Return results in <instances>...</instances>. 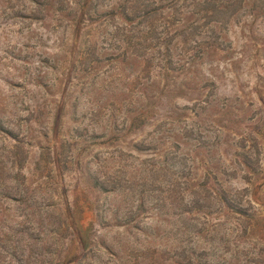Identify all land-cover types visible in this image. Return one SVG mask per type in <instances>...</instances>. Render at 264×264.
Here are the masks:
<instances>
[{
  "label": "rangeland",
  "instance_id": "374dc122",
  "mask_svg": "<svg viewBox=\"0 0 264 264\" xmlns=\"http://www.w3.org/2000/svg\"><path fill=\"white\" fill-rule=\"evenodd\" d=\"M0 122V264H264V0H0Z\"/></svg>",
  "mask_w": 264,
  "mask_h": 264
},
{
  "label": "trees",
  "instance_id": "16d2710c",
  "mask_svg": "<svg viewBox=\"0 0 264 264\" xmlns=\"http://www.w3.org/2000/svg\"><path fill=\"white\" fill-rule=\"evenodd\" d=\"M134 10L139 11V14H141V15L137 16L136 18L134 17V18L130 19L126 16L125 10H123L121 12V14L124 16V19L127 22H131L135 19H137L138 21L143 20L144 22L151 21L153 19V16H155L156 12L158 11V9L156 7H154L152 1L148 2V6L144 3V1H142L141 3H138V5H136L132 8V11H134ZM204 11L205 10H202L201 12H204ZM149 28L150 27L147 28V32H149L148 31ZM150 49H151L150 46L143 47V50H145L143 54L147 53L148 50H150ZM0 135L2 136V138H5L6 140L8 139V140L12 141L13 143H17V136L14 135L11 130L2 126L1 122H0ZM10 149L12 151L14 149L20 150L19 147H16L14 145L12 147H10ZM51 156H52L51 164L55 169H57L59 164H60L59 154L57 152V149L54 148L52 150ZM239 160H240L239 164H241L250 174H255L254 166H256V164H257L256 160H251L250 156L247 154L239 155ZM44 170H46L45 167H44ZM47 173H49V171H47ZM14 178H16V180H13V181L17 182V175H14ZM21 179H22V177H21ZM11 180H10V182L12 183ZM108 184H110V186H109L111 188L110 190H108L106 185L103 184L102 182H99L98 180L93 181V187L98 189L103 194L112 192L114 190V189H112V188H114V185H112V183H108ZM205 185H206V183L196 184L194 188L200 187L203 191H205L206 190ZM208 194H209V196H211V198L214 201L217 202L219 207L226 208L228 213L233 214V215H237V216H239V215L243 216L244 211H241V206L238 205L236 202H234V200H233L234 198H232L227 192H225L221 185L214 183V188L211 189L210 191H208ZM0 195L4 200L16 201V202L21 201V199H20L21 197H19L20 195L16 197L14 195L13 190H11V188H6V190H0ZM193 210L200 211L201 209L196 208ZM66 217H67V215H66ZM56 228L58 230L60 228L61 229L60 231L61 232L63 231L65 233L66 230L68 229V226L60 227V225H58ZM57 229H55L53 231L55 232V231H57ZM54 232H48V238H50V240L52 242L57 241V243H58V239H56L57 236L54 234ZM39 234H40L39 232H37V231L35 232V230L34 231L32 230V232L29 233L27 236V241L28 242H36V240H38ZM52 246H54V245H52ZM19 248L20 249L18 251H11V253H10V259L14 261V264H33V262H36V260L32 259L33 257L30 256L25 249H21L22 247H20V246H19ZM86 250H87V243L86 242L79 243L78 248H77V252L70 259H68V263L69 264H81V261L86 258V253H85ZM42 264H51V262L47 261L46 263L43 262ZM55 264H62V262L57 260Z\"/></svg>",
  "mask_w": 264,
  "mask_h": 264
}]
</instances>
